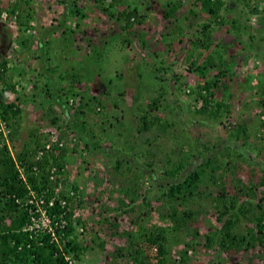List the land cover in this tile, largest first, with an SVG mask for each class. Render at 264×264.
I'll return each instance as SVG.
<instances>
[{
    "label": "rangeland",
    "instance_id": "rangeland-1",
    "mask_svg": "<svg viewBox=\"0 0 264 264\" xmlns=\"http://www.w3.org/2000/svg\"><path fill=\"white\" fill-rule=\"evenodd\" d=\"M15 1L19 3L16 12L22 15L20 20L28 25H31L29 22L32 19L33 1L36 3L34 7L38 12L37 21L43 23L42 27L45 22L48 23L51 20L48 15L69 21L67 25H63L62 30L58 31L59 33L49 35L53 38L47 53L51 61L46 63L45 59L40 60L35 53L36 48L27 49L25 47L26 43L22 40L25 39L27 30H18L17 18L14 21V27V24L8 21L9 19L6 20L2 16L4 11L10 13L8 5ZM61 1L0 0V20L10 26L13 25L14 44L6 58L8 66L13 67L9 74H18V88L15 87L17 93L11 95L18 98L16 102L22 107V112L14 118L18 127L15 148L20 149L21 143L26 142L28 134L32 131H35L40 143L45 139L43 135L46 127H51L52 132L63 133L65 122L71 120L70 116L74 115L77 126L83 128L85 131L83 134L89 137V140L92 139L99 147L108 148V150H98L96 154L93 153V149H90L91 153H86L84 140L75 133L73 128H67L69 133L76 135L67 134L65 140L71 136L77 137L74 146L67 145L69 150L67 149L65 159L69 163L67 166L70 172L66 175L73 180L77 166L81 167L82 173L92 174L93 184H89L85 191L88 199L86 205H93L96 212L102 211L105 207H111L110 204L113 205L116 202L119 204L120 198L122 199L121 208H128L129 198L134 193L130 179L137 167L123 159L121 155L126 152L136 155L140 162L150 161L148 159L152 153L145 154L144 151L147 150L157 152L158 156L160 153L161 156L166 155L169 158L167 169L176 165L177 161L183 160L188 153H195L196 156L191 159H194V165H196L200 160L197 157L198 151L202 149L198 142L199 139L195 140L196 137L200 138V142H205L209 137L210 140H214L215 137L221 138V135H227L225 134L226 128L237 122L255 124L259 119L264 120V116L258 115L261 108L256 105L251 96L260 89V84L264 81V12L262 10L257 14L249 12L254 5V0H226L228 9L223 11V15L226 19L231 17L237 19L240 41L232 42L233 49L230 48L225 52V57H228L233 65L232 68L226 65L227 72L222 80L227 88L218 94V96L221 95L220 99L229 101L232 105L228 112H223L216 119L208 118L199 110L202 102L196 92V83L205 78L202 77L203 75L200 76L198 64L208 51L200 55L199 50L188 48L192 31L185 29L187 23L185 19L181 18L174 24H170L161 18L160 11L167 6V1L172 0H119L115 3L116 6H109L111 0H66L64 7L69 9L59 15L55 7H58ZM181 3L183 5L181 11L192 4L191 0H181ZM261 4H264V0ZM125 5L135 6L140 14H145V21L134 23L130 39L126 37L125 30L116 25L114 18L102 10L103 7H107L116 12ZM42 7L48 12L42 14L40 11ZM51 7L54 9L49 11ZM74 8H78L77 12L81 14V19L78 16L77 18L70 17ZM84 11L86 14L82 13ZM79 20L86 23L84 27H89V31L95 27L98 31L94 32V35L91 31L87 36L86 31L79 27ZM226 26L228 25L219 26L221 28H218L216 33L220 35ZM37 27L38 25L33 28L35 35L42 29V27L41 29ZM193 33L197 34L195 31ZM230 35V32L229 35L225 33L223 39L231 40ZM102 37V42L99 44ZM220 37L215 38L214 43H217ZM143 40L144 45L141 44ZM209 55L213 57L218 54L210 52ZM40 61L50 67L56 65V71H47L42 74L43 69L39 70ZM213 61H217V58L214 57ZM217 71V69L207 71L206 78ZM230 71H234L235 76L232 79H229L230 76L227 75ZM23 72L25 74H22ZM57 74L59 75L55 77ZM95 74L99 76L95 78ZM177 74L178 79H176ZM75 75H77L75 78L92 76L93 86L89 83L83 85L81 80H74ZM247 77L250 82H245ZM160 86H164L161 91L158 90ZM249 86L250 90H248ZM58 87L62 90L59 99L64 109L52 97ZM64 88L70 90L65 93ZM159 92H162L163 96H160ZM82 95L83 102L80 104L81 108L84 106L83 112L77 113ZM157 96H160L159 103L151 110L148 99ZM96 97L101 100L102 106L94 113L90 107L87 108L86 101H90L94 109L96 104L99 105ZM50 107L57 112L58 119L54 124L49 122V118L54 117V113L49 111ZM153 113L165 117L170 124L165 129L154 125L149 129L141 130L147 123L146 121L151 118L150 114ZM67 115L69 117L66 118ZM143 115L144 118H142ZM14 119L11 118V120ZM73 125H76L75 122ZM256 142L259 141L256 140ZM31 145L34 147V144L29 143V146ZM112 146L122 152L114 155L111 151ZM14 150L12 148L13 153ZM116 158L121 162L117 167ZM189 168L191 166H186L185 169ZM157 172L159 173L158 170ZM79 181H84L82 176L79 177ZM137 181L144 191L147 187L146 178L137 179ZM127 186L132 189L127 194L124 190L118 189ZM156 191L155 189L154 193ZM142 197L141 195L136 198L134 204L137 207L141 205L143 209L144 204H141V201L144 199ZM148 201H150L151 210L148 220L142 219L146 226L143 230L130 221L129 213L122 218H118L120 215L117 216L118 226L115 233L113 223L104 221V214L99 215V221H95L94 216L93 220H78L77 230L80 226L84 227L80 239L87 245L88 250L82 254L77 264H134L128 257H119L114 254L119 246L127 243L125 231L132 229L133 233H137L136 242L144 245L147 232L158 226L164 228L161 236L165 237L163 244L167 251L165 256L167 264H207L208 262L212 264H264V246L257 245L246 252L233 255L219 252L216 249L205 251L202 248V236L208 230L210 222L214 221L213 209L209 208L208 213L198 215L197 222L189 225L191 228L197 227V236L192 237L186 231L170 228L172 223L167 218H158V202L153 199ZM195 202H200L207 207L208 199L205 196L194 198L192 200L194 207ZM139 212L140 210L137 209L136 214ZM89 216H92L91 213L87 217ZM132 218L134 219L133 214ZM145 252L150 255V263L155 261L153 259L155 248L153 250L148 248ZM181 258H184L183 262Z\"/></svg>",
    "mask_w": 264,
    "mask_h": 264
},
{
    "label": "trees",
    "instance_id": "trees-1",
    "mask_svg": "<svg viewBox=\"0 0 264 264\" xmlns=\"http://www.w3.org/2000/svg\"><path fill=\"white\" fill-rule=\"evenodd\" d=\"M117 1L119 0H111L109 6H116ZM262 1L254 0V5L249 12L253 14H257L261 10L264 12ZM191 2L190 6L181 11L180 9L183 7L181 0L167 1V6L160 11V14L161 18L170 24H174L181 18L185 19L187 22L185 29L192 31L188 48L199 50L200 55H203L204 51H208L204 55V59L202 58V61L198 64L200 76L203 75L202 77L205 78L196 83V92L202 102L199 110L206 114L208 118L216 119L223 112H228L232 105L229 101L220 99L221 95L218 96V94H221V91L227 88L222 79L226 74L225 72H227L226 65L228 68H232L233 62L225 57V52L232 48V42L240 41L239 24H237V19L234 17L228 19L224 17L223 11L228 9L226 0H191ZM18 5L17 1L8 5V12L10 13L6 16V20L11 18V13H13L12 15L16 13L18 30L24 31L28 29L29 25L20 20L22 15L16 12L19 8ZM77 10L78 8H74L72 12H77ZM102 10L105 14L114 18L120 29L125 30L127 38L133 34L134 23H140L145 19V14H140L137 8L132 5H125L116 12L107 9V7H103ZM192 16L195 18L194 20H192ZM225 24L228 26L222 30L220 40L214 43V40H216L215 29ZM194 31L197 32L196 35H194ZM229 32L232 39H223L225 33L229 35ZM22 42L26 43L25 47H27L26 39H23ZM144 43L143 40L141 44L144 45ZM210 52L218 55L212 57L209 55ZM214 57L217 58V61H213ZM211 69H217L218 71L211 72L212 75L206 78L207 71ZM8 70L7 58H1L0 79H3L5 87L3 86L0 89V118L5 121L9 131L8 141L0 132V264H55L56 260H60L61 264H65L62 255L55 256L53 254L55 245L48 242V237H44L42 243L38 244V241L30 237L27 231L19 229L26 221V217L21 203L17 202L16 199L25 196L28 190L26 184L36 191H41L45 187L52 190L62 177L60 175L64 173L61 168L63 169L67 164L65 155L68 144L58 146V140L64 139L67 134L74 135L75 133L83 139L85 131L82 127L77 126L73 115L70 116L71 120L65 122L63 133L52 132L51 127H46L43 137L46 139L52 134L56 141L53 143L52 148L45 151L39 158H33L36 151L40 147L42 148V143L36 138L35 131L28 134L26 142L21 143L20 149H16L18 127L14 118L22 112V107L16 102L18 98L12 96V93L15 94L17 91L15 82H13L14 75H10ZM233 74L234 71L227 74L230 76L229 79L235 76ZM76 76H74V80H81L80 77L75 78ZM248 78H245V82H250ZM176 79H178V74ZM162 87L160 86L158 90L161 91ZM60 88H57L55 95L52 94V97L64 109L62 101L59 99L62 91ZM250 88L249 86L248 90ZM64 89L65 93L70 90L68 88ZM159 95L163 96L162 92H159ZM251 96L256 105L261 108L258 115L264 116V81L260 84V89L252 93ZM159 97L148 99L151 110L157 107ZM95 99L99 105L96 104L94 109L90 106L94 113L102 106L101 100L97 97ZM82 102L83 95L79 100V104ZM86 104L88 106L89 102L86 101ZM79 106L77 107V113H82L84 106L82 108L81 104ZM49 111L54 113V117L49 118V122L54 124L58 119L57 112L52 107L49 108ZM150 115L151 118L146 121L145 126L141 128L140 125L139 129H149L154 125L165 129L170 124L165 117H161L158 113ZM144 117L143 115L142 118ZM11 118L14 120H11ZM73 122H75V126ZM67 128H73L75 133H69ZM38 129L42 130V128ZM225 134L227 135H221V138L215 137L214 140H210L209 137L205 142H200L198 137L195 138V140L199 139L198 142L202 148L198 151L197 157L200 160L196 165H194V159H191L196 156L195 153H188L183 160L177 161L176 165L170 169L166 168L169 158L164 154H162L164 156H161V153L158 156L157 152L144 151L145 154L150 155L152 153V156L150 155L148 159L149 162L147 160L140 162L136 155L130 152L121 155L125 161H129L134 167H137L130 179L134 190L132 192L134 193L131 194L128 201L129 206L125 209V212L131 215L130 221L136 223L139 229L146 228L142 219L145 220L146 218L145 221L148 220L149 211L151 210L150 201L148 200L153 199L158 202V218H167L172 223L170 228L177 231H186L190 236L196 237L197 227L191 228L190 226L197 222L198 215L208 213L209 208H211L215 216L214 221L210 222L208 230L202 236L201 246L205 251L216 249L219 252L233 255L246 252L257 245L264 246V120L259 119L255 124L237 122L226 128ZM256 140L259 142H256ZM29 143L34 144V147L29 146ZM86 146L88 148L86 151L93 149L94 154L98 153V150L106 149L90 141H86ZM12 148L15 149L14 153ZM113 150L114 155L122 152L112 146L111 151ZM16 162H19L24 168L26 184L20 178ZM120 164V159L116 158V167ZM33 166H36L38 170L34 171ZM53 166L56 168L55 173L58 175L48 183V170ZM186 166H191V168L185 169ZM144 177L146 178L147 187L143 191L137 179L142 180ZM155 189L157 190L156 193H154ZM131 190V187L127 186L124 193L127 194ZM151 194H153V197H151ZM141 195L144 199L141 201V204H144L143 209L140 207L141 205L137 207L134 204L135 199ZM204 196L208 199L207 207H204L200 202H195V207L192 205L194 198H203ZM67 200L69 199L67 198ZM118 202L119 205H122L121 198ZM137 209L140 210L138 214H136ZM77 224H79L78 220L72 217L71 205L68 222L63 228L65 236L63 250L66 254L73 253L74 258L79 260L88 248L78 236ZM117 226L118 223H113L114 233L117 231ZM163 232L164 228L161 226L155 227L154 230L150 229L146 235V242L142 245L136 242L137 233H133L132 229H127L125 231L126 245L119 246L114 254L119 257L126 256L134 264H167L165 258L167 251L163 244L165 237L161 236ZM148 248L151 250L155 248L153 255L155 261H152V263L149 262V253L145 252ZM183 259L181 258V262H183ZM207 264L212 263L208 262Z\"/></svg>",
    "mask_w": 264,
    "mask_h": 264
},
{
    "label": "built area",
    "instance_id": "built-area-1",
    "mask_svg": "<svg viewBox=\"0 0 264 264\" xmlns=\"http://www.w3.org/2000/svg\"><path fill=\"white\" fill-rule=\"evenodd\" d=\"M2 16L4 19L8 16L7 12H3ZM16 16L11 14V18L8 20L10 23L14 24ZM13 28V25L11 24ZM15 82L16 89L18 88L17 76L13 78ZM3 87V79H0V89ZM8 127L5 121L0 118V132L8 141ZM46 132V131H45ZM56 141L54 135L50 134L48 138L44 139L42 142V148L40 147L35 155L34 159L39 158L43 155L45 151H49L52 148L53 143ZM76 143V137L71 136L69 139L58 140V146L68 144L74 146ZM16 167L18 168L20 178L26 184V173L24 172L23 166L16 162ZM32 169L37 171L36 166ZM63 174L55 187L51 190L49 187L43 188L41 191H36L31 188L28 184L27 193L24 197L16 199L17 202L21 203L26 221L20 226V230L27 231L30 237L36 239L38 244L42 243L44 237H48V242L55 245L53 254L55 256L62 255L65 264H77L79 260L75 259L73 253L66 254L63 250V244L65 243V236L63 228L68 222L69 212L71 203L75 198L76 189L75 185L70 178L65 175V167H63ZM56 168L51 167L48 172V183L55 178L58 174L55 173ZM67 198L70 200H67ZM80 226V225H79ZM84 227L80 226L78 228V236L81 237ZM55 264H61L60 260H56Z\"/></svg>",
    "mask_w": 264,
    "mask_h": 264
},
{
    "label": "crops",
    "instance_id": "crops-1",
    "mask_svg": "<svg viewBox=\"0 0 264 264\" xmlns=\"http://www.w3.org/2000/svg\"><path fill=\"white\" fill-rule=\"evenodd\" d=\"M64 2H66V0H62L61 2H60V4H59V6L58 7H55V8H57V10H58V13H59V15H62V14H64L66 11H67V9H69V8H67L66 6L64 7ZM36 3L33 1V3H32V10H33V13L31 14V20H30V22H29V24H31V25H29V30L28 29H26L27 31L25 32V39H26V42H27V49H29V48H32V47H34V48H36V52L35 53H37V56L39 57V59L40 60H46V63L48 62V61H51V57L47 54L48 52H49V44H50V41H52L53 40V38L52 37H50L49 35H51V33H52V36H53V34H55V33H57L58 31H60V29L62 30L63 29V25H67L68 23H69V21L66 19V20H63V19H61V18H59L58 16H51V15H48V17L49 18H51V20H49V22L47 23V22H45L44 23V26L42 27L41 25H43V23H41V22H39V21H37V18H38V12H36V10H37V8H35L34 7V5H35ZM61 5V6H60ZM61 8H63V9H61ZM52 9H54V7L52 8H50L49 9V11L50 10H52ZM34 10H35V14H34ZM41 12H42V14H45V12H48L47 10L45 11V9L42 7L41 8V10H40ZM55 11H56V9H55ZM30 12V11H29ZM54 12V11H53ZM82 13H85L86 14V11H84V12H82ZM103 14H101V16H102ZM75 17V18H77V16L81 19V14H79L78 12H73V14L71 13L70 14V17L72 18V17ZM74 18V19H75ZM101 18H103V17H101ZM163 20V19H162ZM145 21V20H144ZM61 23H62V26H61ZM88 23V22H87ZM144 23V22H143ZM78 24H80L79 25V27H81L82 28V30L83 31H86V35L88 36V34L92 31L93 32V35H94V32H96V31H98V29H97V27H95L94 29L93 28H91V31H89V27L87 28V26L86 27H84V25H86V23H82L80 20H79V22H78ZM38 25V27L37 28H39V29H41V27H42V29H41V31L38 33V34H34L33 32L35 31L33 28L35 27L36 28V26ZM48 28H53V29H48ZM218 28L220 29L221 27H217L215 30L217 31L218 30ZM31 29V30H30ZM50 31V32H49ZM100 31V30H99ZM48 32H49V34H48ZM59 33V32H58ZM102 33V32H101ZM41 34V35H40ZM40 35V36H39ZM103 35H107V34H104L103 33ZM219 34H217L216 33V38H218L219 36H221L222 35V33L220 32V35L218 36ZM52 38V39H50V38ZM96 38H97V36H96ZM102 39H103V37L102 38H100V41H99V44L102 42ZM98 40H99V38H98ZM14 44V36H13V43H12V45ZM58 44V43H57ZM50 45H52V44H50ZM95 46H97V44H95ZM18 60H20V59H18ZM40 66H39V70H42L43 72H42V74H44V72L45 73H47V71L49 70V69H51V70H49V71H52V72H55L56 71V69H57V66L56 65H53V67H50V66H47L46 65V63L45 64H43L44 62L43 61H40ZM18 64V63H17ZM41 65H43V67H41ZM45 66H47V67H45ZM12 68L13 67H9V70H8V72L11 74V70H12ZM42 68V69H41ZM59 74H57V75H55V77L56 76H58ZM15 76H17L16 74L13 76V78L15 77ZM96 76H99L98 74H95V78H96ZM137 77H138V75H137ZM92 76L91 77H87V76H85V77H83V76H81L80 77V79H81V81L80 82H82V84L83 85H85V84H91L92 86H93V81H92ZM100 78V77H99ZM54 79H52V81H53ZM83 82H85V83H83ZM54 83V82H53ZM83 88H85V87H83ZM26 100V99H25ZM91 106V103H90V101H89V105L87 106V108H89ZM85 138V139H84ZM83 138V140H84V143H85V147H86V150H88V148H87V146H86V141H90V142H93L92 141V139L91 140H89V137L87 138V136L85 135V137ZM87 139V140H86ZM69 150V149H68ZM71 150H73V149H71ZM104 150H108V148H106V149H104ZM109 150H111V149H109ZM67 152L68 151H66V155H67ZM91 153V151H86V153ZM93 152H95V151H93ZM112 152H114V150L112 151ZM84 153V152H83ZM66 155H65V158H66ZM68 159V158H67ZM67 164H69V163H67ZM67 164L65 165V175L67 174H69V170L70 169H68V166H67ZM73 170V169H72ZM76 172H75V175L72 177L73 178V180H72V182L74 183V185H75V189H76V194H75V198H74V200L72 201V216L74 217V219L75 220H93L94 219V217H95V221H99V215L101 216V215H103L104 214V221H106V222H111V223H118V219H117V216H119L118 218H122L123 216H125L126 215V212H125V207L124 208H121V205L119 206V204L116 202V203H113V205H111L110 204V206L111 207H105V208H103V210L102 211H98V212H96L97 210H94V208H93V205H86V203H87V201H88V199H87V196H86V193H85V191H86V188H87V186L89 185V184H93V178H91V175L92 174H86L85 172H83L82 173V169H81V167H79V166H77V168H76V170H75ZM66 175V176H67ZM82 176V179H84V181H82V182H80L79 181V177H81ZM86 176V177H85ZM91 181V182H90ZM116 183V185H117V182H115ZM118 189H122V190H124L125 189V187L124 188H118ZM126 196V195H125ZM112 197H115V196H112ZM83 203H84V205L86 206H84L83 205ZM118 210V211H117ZM119 210H120V212H119ZM85 213V214H84ZM91 213V215L92 216H89V217H87L89 214ZM107 213V214H106ZM94 216V217H93ZM106 216V217H105ZM111 219V220H110ZM95 231V230H94Z\"/></svg>",
    "mask_w": 264,
    "mask_h": 264
},
{
    "label": "water",
    "instance_id": "water-1",
    "mask_svg": "<svg viewBox=\"0 0 264 264\" xmlns=\"http://www.w3.org/2000/svg\"><path fill=\"white\" fill-rule=\"evenodd\" d=\"M13 43L12 29L0 20V59L7 56Z\"/></svg>",
    "mask_w": 264,
    "mask_h": 264
},
{
    "label": "clouds",
    "instance_id": "clouds-1",
    "mask_svg": "<svg viewBox=\"0 0 264 264\" xmlns=\"http://www.w3.org/2000/svg\"><path fill=\"white\" fill-rule=\"evenodd\" d=\"M10 26V25H9ZM11 27V26H10ZM11 29H12V27H11ZM13 30V29H12ZM12 37H13V34H12ZM7 57V56H6ZM6 57H4V58H6Z\"/></svg>",
    "mask_w": 264,
    "mask_h": 264
},
{
    "label": "bare ground",
    "instance_id": "bare-ground-1",
    "mask_svg": "<svg viewBox=\"0 0 264 264\" xmlns=\"http://www.w3.org/2000/svg\"><path fill=\"white\" fill-rule=\"evenodd\" d=\"M4 86V85H3ZM5 87V86H4Z\"/></svg>",
    "mask_w": 264,
    "mask_h": 264
}]
</instances>
